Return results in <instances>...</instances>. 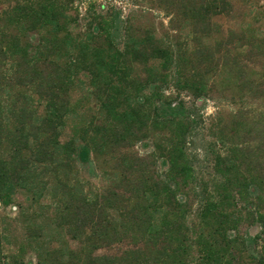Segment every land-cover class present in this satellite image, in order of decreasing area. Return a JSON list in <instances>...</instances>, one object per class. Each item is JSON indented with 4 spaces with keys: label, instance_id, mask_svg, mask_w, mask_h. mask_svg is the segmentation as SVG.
Here are the masks:
<instances>
[{
    "label": "trees",
    "instance_id": "16d2710c",
    "mask_svg": "<svg viewBox=\"0 0 264 264\" xmlns=\"http://www.w3.org/2000/svg\"><path fill=\"white\" fill-rule=\"evenodd\" d=\"M74 2L14 0L0 11V204L11 203L19 189L30 202L50 195L81 245L62 262L38 254L39 264H264V150L232 141L227 126L215 124L205 150L211 170L203 175L191 150L197 103L188 107L164 92L175 68L177 89L197 101L206 97L205 85L180 75L183 55L150 30L135 33L115 8L89 9L79 34ZM157 3L188 19L200 43L228 1ZM135 64L143 76L134 74ZM81 72L101 121L62 142L68 93ZM36 101L44 104L42 114ZM155 131L160 140L149 156L128 152ZM104 155L117 176L90 195L78 172ZM245 215L255 233L239 231ZM117 244L124 247L95 254Z\"/></svg>",
    "mask_w": 264,
    "mask_h": 264
},
{
    "label": "rangeland",
    "instance_id": "374dc122",
    "mask_svg": "<svg viewBox=\"0 0 264 264\" xmlns=\"http://www.w3.org/2000/svg\"><path fill=\"white\" fill-rule=\"evenodd\" d=\"M13 1L0 0V11ZM227 1L226 11L212 16L207 30L209 35L200 43L192 40L195 27L188 19L180 13H168L158 6L157 0H75L73 5L79 34L83 33L89 9L115 8L123 17L130 19L135 33L150 30L164 43L174 44L183 55L180 75L205 85L206 97L197 101L189 91L177 89L175 68L164 92L167 96L177 95L188 107L197 103V110H194L201 119H198L191 150L198 155L197 166L203 175L211 170L205 150L210 146L215 124H225L232 141L264 150V0ZM148 65L156 68L158 62L150 61ZM143 70L142 65L135 64V75L143 76ZM68 101L70 112L60 129L62 142L70 139L79 127L101 121L96 94L85 73L81 72L75 78ZM34 108L42 114L44 104L36 101ZM159 138L160 132H152L148 138L133 143L128 152L145 158L152 153ZM262 157L264 159V154ZM112 164L113 160L104 155L98 158L97 167L81 166L77 177L83 190L93 195L108 186L117 176L111 170ZM155 168L161 170L160 164L157 163ZM197 205L194 203L193 210ZM56 206L50 195L30 202L21 189L15 193L11 203L0 204V260L39 264L38 254H50L62 262L68 259L70 252H79L81 245L77 238L72 237L67 225L58 219ZM257 230L247 215L242 217L239 226L242 234ZM122 246L100 248L95 254L111 253Z\"/></svg>",
    "mask_w": 264,
    "mask_h": 264
}]
</instances>
